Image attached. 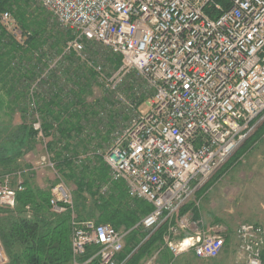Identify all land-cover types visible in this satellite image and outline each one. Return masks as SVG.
Returning <instances> with one entry per match:
<instances>
[{"label": "built area", "instance_id": "2783aa9c", "mask_svg": "<svg viewBox=\"0 0 264 264\" xmlns=\"http://www.w3.org/2000/svg\"><path fill=\"white\" fill-rule=\"evenodd\" d=\"M34 1L49 14L48 23L68 35L60 54L47 48L34 54L45 59L28 93L37 137L44 139L36 96L46 100L52 94V76L58 87L69 90L66 80L75 77H66V69L86 76L80 66L90 69L107 97L105 106L81 123L78 137L90 142L78 151L75 164L101 159L109 170L108 184L121 182L129 197L151 206L132 229L146 235L142 242L166 225L162 246L142 264H157L165 249L171 254L169 264L188 253L217 259L227 233L223 225L179 237L190 229L191 217L174 219L184 206H199L196 192L264 123V0ZM0 26L25 46L30 33L22 32L9 10L0 13ZM94 46L108 53L100 64L89 53ZM114 56L120 60L115 70L106 63ZM133 74L131 94H146L143 100L134 101L123 92ZM56 129L52 124L50 140L57 137ZM50 156L44 162L57 183L49 205L57 214L70 212L72 264H119L130 231L78 222L71 191ZM109 189L102 184L98 194L104 197ZM22 190L19 174L13 186L9 176L0 178V207L13 210ZM234 238L237 262L264 264L263 226L241 224ZM90 246L97 251L80 263ZM0 264H7L1 240Z\"/></svg>", "mask_w": 264, "mask_h": 264}, {"label": "trees", "instance_id": "16d2710c", "mask_svg": "<svg viewBox=\"0 0 264 264\" xmlns=\"http://www.w3.org/2000/svg\"><path fill=\"white\" fill-rule=\"evenodd\" d=\"M6 3L7 0L0 2V13L10 9L6 7ZM13 16L22 32L30 33V36L22 47L0 26V109H5V115L11 119L10 122L16 113L21 116L19 126L11 130L5 128L0 135V176L27 169L28 165L24 164L23 158L33 150L37 141V132L31 126L33 112L28 93L30 83L36 77L37 69L45 65V59L44 54L38 57L34 54L46 48L59 50L66 38L58 35L56 29L48 23V18L47 22L27 20L20 9ZM113 58L115 57H107V61L111 62ZM115 59L112 62L119 66V58ZM69 74L75 77L74 80H66L69 90L63 86L58 87L57 77L52 76V94L46 100L41 95L36 96L35 108L40 116L43 136L49 137L52 124L57 125V137L53 138L54 142L46 143V151L53 155L51 161L55 170L66 181L75 185V202L78 203L74 202V207L78 221L94 218L96 223L109 224L116 231L121 228L130 231L126 247L117 259L124 264H140L162 246L167 227L165 224L161 225L130 256L146 236L139 235L132 229L150 213L151 206L129 197L121 182L114 183L106 196L99 197L96 192L97 185L107 178V168L100 161H96L94 165H90V161L75 164L78 151L85 149L90 142L89 138L84 140L78 137L82 129L81 123L95 112L84 101L92 85L88 74H79L77 69H66L65 76L68 77ZM261 133L262 131L258 132L256 136L260 137ZM73 135L76 141L72 140ZM6 143L11 152L6 148ZM24 178L23 190L16 193L15 208H0V240L8 259L7 264H72L70 212H53L49 205L52 187L40 188L33 173ZM84 195L89 196L90 206L86 205ZM27 211L30 213L29 217L26 216ZM96 251L95 246L88 247L85 255L78 261L84 263ZM164 251L168 250H163L162 253ZM96 263V260H91L88 264Z\"/></svg>", "mask_w": 264, "mask_h": 264}, {"label": "rangeland", "instance_id": "374dc122", "mask_svg": "<svg viewBox=\"0 0 264 264\" xmlns=\"http://www.w3.org/2000/svg\"><path fill=\"white\" fill-rule=\"evenodd\" d=\"M4 1L5 0H0V2ZM6 4L5 6L10 8L7 9L10 11L12 16L13 13H16L17 10L20 9L22 12L25 13L27 20L37 19L38 22H42L43 20L45 22L47 18L49 19L50 17L49 14L45 10H43L39 5H37L34 0H7ZM46 28L50 29L49 27ZM52 28H56L55 25L52 26ZM56 31L58 32V35L66 36L65 40L67 39L68 35L61 33L57 29ZM62 49L63 46L61 45L59 50H56V52L60 54ZM89 53L91 55L92 60L94 61V64H100L102 63V61H105L107 55L104 54H108L107 52L103 51L101 47L96 46H94V49H91V52ZM114 57L117 58L116 56ZM115 58H113L111 62H106L108 68L112 67L113 70H115L118 67L114 64V62H112L113 60H116ZM80 67L84 69V71L86 72V74H88V77L92 81V85H90L89 89L90 92L88 91L89 94H86V100H84L85 105L91 106L90 108L94 112L95 108L96 111H99L100 106H105L102 103V100L107 97L106 93H104L105 91L101 89L100 85L97 82L95 84L93 72L84 66ZM129 78V81L123 90L125 96L131 98L134 101L137 100L139 97L140 100H143L146 94L140 96H136L134 93L131 94V90L133 89L131 81L134 80L133 78H135V74L129 76ZM89 101L91 102L89 103ZM97 115L93 116L94 120L97 119ZM10 120L11 119H8V117H6L5 115V109H0V135L4 133L5 128H7L6 130H11V128H16L17 126H19L21 123V116L20 114L16 113L12 118V122H10ZM122 120L126 121L127 117L123 116ZM257 130L258 131L254 133V135L249 140H247V142L222 167H220L215 172V174L196 192L194 198L195 201L200 200V205H202L203 209L201 215L204 222L206 221L207 223L216 220L217 222H219L218 224L225 225L231 230H235L241 224H259L264 227V139L262 138L264 134V123L261 124ZM260 131H262L261 136L257 137L256 135ZM101 135L102 142H106V136H104L103 133H101ZM36 140L37 141L35 142L33 150L29 152L33 153L35 151L34 156L30 157L29 159H26V155H28V153L23 158V162L24 164L28 165V168L24 169L22 172L0 176V178L9 176L13 186L17 181L18 174L20 180L23 181L25 179L24 176L26 177L29 176L30 173H33L34 180L36 182L35 170H31L32 166L29 163L31 162L34 165L33 167L39 168L41 164L40 157H42V155L47 157L48 154L45 147L46 143L50 141L54 142L52 137L51 140L49 139V137H44V139L43 137H36ZM6 148L9 152L12 151L10 149V146L7 145V143ZM50 157L52 159L53 155H51ZM96 161H100L102 163L101 159L94 158L92 161H90V165H94ZM61 179L65 183V186L71 191L74 206V202L77 200L75 185L70 181H66L63 177ZM109 182V170L107 169V178L103 183L97 185L98 188L96 192L99 197H102L98 194L99 186H101L102 184H107L108 187L111 188L114 183L108 184ZM56 183V178L53 177L52 181H46V186L44 188L49 186L53 187ZM84 198L87 200L86 205L90 206L91 204L89 203V196L84 195ZM76 203L78 202H75V204ZM73 211L75 214V218L78 221L75 212V207L73 208ZM86 221L95 222V219L90 218ZM118 231L127 232L128 230L121 228ZM136 233H138L139 235L143 234L140 231H137ZM128 236L129 235H127L124 239L123 250L126 247ZM142 243L143 242L141 240L138 246L133 249L130 256L137 251V249L140 247V245H142ZM155 252H153L151 255H153ZM150 256L146 257L144 260H147ZM160 256H162V254L159 255L157 259V264H169L170 259H168L165 255L162 256V258ZM222 259H225V257H222ZM222 259L220 258V260L212 261L209 264H223L221 261ZM144 260H142L140 264H142ZM118 263L124 264V262L122 263L120 261H118ZM173 264L197 263L180 260L179 262H174ZM198 264L202 263L199 262ZM224 264L240 263L237 262L235 256L233 262L231 261V263H225L224 261Z\"/></svg>", "mask_w": 264, "mask_h": 264}, {"label": "crops", "instance_id": "0c3cea01", "mask_svg": "<svg viewBox=\"0 0 264 264\" xmlns=\"http://www.w3.org/2000/svg\"><path fill=\"white\" fill-rule=\"evenodd\" d=\"M34 153H29L28 155H26V159H29L30 157L34 156ZM40 167L39 168H35L33 167L34 165L30 162L29 164L32 166L31 170H35V177H36V183L40 188H44L46 185V181H52L53 177H54V172L52 169H50L46 163L44 162L46 157L42 155V157H40ZM202 205L199 204V206L197 208H195L192 204L186 205L183 208H181V210L179 211L178 215L176 216V218L174 219V221H178L179 219H183L185 218V216H190L191 219L189 220L188 224L190 225V229L185 230V231H181L180 232V236L179 237H184L187 236L189 234H193L195 232V230L197 229H205L208 226L211 225H215L218 224L219 222H217L216 220H213L212 222H204L203 218H202ZM205 213V210H204ZM226 229H227V233L225 235V243H224V249L222 254L214 260H201V259H197L195 258L191 253L188 254H184L181 255L180 257L175 259V262H179L181 261H190V262H195V263H202V264H209L212 261L215 260H220V258L222 259V257H225V259H222V263H231V261L233 262V259L235 258V238H234V230L229 229L227 226L223 225ZM166 250V249H165ZM162 253V252H161ZM166 253V254H164ZM166 256L168 259L171 260V254L168 253V251H164L162 253V256ZM162 256H160L162 258ZM160 258V259H161Z\"/></svg>", "mask_w": 264, "mask_h": 264}, {"label": "bare ground", "instance_id": "6f19581e", "mask_svg": "<svg viewBox=\"0 0 264 264\" xmlns=\"http://www.w3.org/2000/svg\"><path fill=\"white\" fill-rule=\"evenodd\" d=\"M95 223V222H94ZM96 224H98V223H96ZM103 225H106V224H103ZM107 225H109V224H107ZM111 226V225H110ZM112 227V226H111ZM113 228V227H112Z\"/></svg>", "mask_w": 264, "mask_h": 264}]
</instances>
